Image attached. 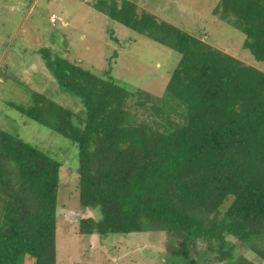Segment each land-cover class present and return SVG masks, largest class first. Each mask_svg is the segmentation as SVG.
Returning a JSON list of instances; mask_svg holds the SVG:
<instances>
[{
	"label": "trees",
	"instance_id": "trees-1",
	"mask_svg": "<svg viewBox=\"0 0 264 264\" xmlns=\"http://www.w3.org/2000/svg\"><path fill=\"white\" fill-rule=\"evenodd\" d=\"M94 7L181 58L156 96L40 51L85 116L77 124L71 109L36 91L30 106L11 105L78 145L79 202L102 215L81 218L80 233L164 231L175 239L172 257L185 264H256L248 251L264 262V72L139 12L136 1L97 0ZM213 14L243 32L245 48L264 61V0H220ZM61 168L0 128V264L30 257L57 264ZM199 244L214 259L194 257Z\"/></svg>",
	"mask_w": 264,
	"mask_h": 264
},
{
	"label": "rangeland",
	"instance_id": "rangeland-1",
	"mask_svg": "<svg viewBox=\"0 0 264 264\" xmlns=\"http://www.w3.org/2000/svg\"><path fill=\"white\" fill-rule=\"evenodd\" d=\"M96 1L0 0V128L62 164L57 264H185L172 257L168 246L175 239L164 231L81 234V218L99 221L102 215L98 208H83L79 202L78 145L11 105L30 106L36 91L71 109L77 124L85 116L81 100L63 89L47 68L40 52L43 48L77 61L95 74L107 73L130 90L164 94L181 54L98 11ZM133 1L139 12L147 10L264 72V61H258L244 46L246 35L213 14L220 0ZM52 14L58 16L56 23L50 21ZM197 255L204 262L214 259L205 244L193 247V256ZM246 255L256 264H264L252 251ZM24 264H35V260L30 257Z\"/></svg>",
	"mask_w": 264,
	"mask_h": 264
},
{
	"label": "built area",
	"instance_id": "built-area-1",
	"mask_svg": "<svg viewBox=\"0 0 264 264\" xmlns=\"http://www.w3.org/2000/svg\"><path fill=\"white\" fill-rule=\"evenodd\" d=\"M58 20V16L56 14H52L51 17H50V21L52 23H56Z\"/></svg>",
	"mask_w": 264,
	"mask_h": 264
}]
</instances>
